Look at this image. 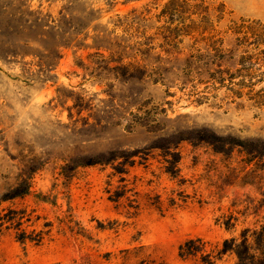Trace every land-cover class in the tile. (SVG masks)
Listing matches in <instances>:
<instances>
[{
	"label": "rangeland",
	"instance_id": "rangeland-1",
	"mask_svg": "<svg viewBox=\"0 0 264 264\" xmlns=\"http://www.w3.org/2000/svg\"><path fill=\"white\" fill-rule=\"evenodd\" d=\"M240 19L264 0H0V264L264 261V109L183 70Z\"/></svg>",
	"mask_w": 264,
	"mask_h": 264
},
{
	"label": "trees",
	"instance_id": "trees-1",
	"mask_svg": "<svg viewBox=\"0 0 264 264\" xmlns=\"http://www.w3.org/2000/svg\"><path fill=\"white\" fill-rule=\"evenodd\" d=\"M229 29L236 35V50L212 49V52L214 51L213 60H221V65H216V69H208L209 64L211 66H215V64L212 62L201 63V60L206 57L201 55L202 59L200 60L198 56L193 55L183 70L186 75L197 78L196 80H199L204 74L207 75L210 81L219 84L224 92V99L231 102L245 100L254 108L264 109V22L240 19L238 22H233ZM234 51L237 53L235 56L233 55ZM233 59H235L233 67L223 66L222 61ZM199 101L196 100V102ZM96 163L99 162L89 160L87 165ZM174 170L175 166L169 172L173 174ZM25 194L26 192H19L15 188L10 194H6L2 201L14 200L23 197ZM158 207H160V203ZM13 214L14 211L9 210L8 213L0 215V232L5 224H8L6 229L14 227L15 218ZM260 236L264 237V226L260 231ZM26 238L25 232L19 236V239ZM250 250L247 237L240 243L231 239L222 243L218 250V256L221 257L227 252H233L237 259L236 264H264V261L255 254H251ZM202 252H204V244L201 240H189L179 246L178 254L181 258H189ZM202 258L205 264H213L210 255H204Z\"/></svg>",
	"mask_w": 264,
	"mask_h": 264
}]
</instances>
